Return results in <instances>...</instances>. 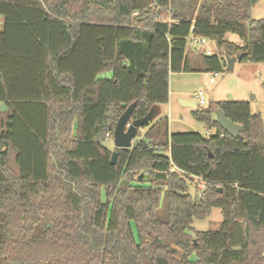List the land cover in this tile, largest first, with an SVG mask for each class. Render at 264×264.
Listing matches in <instances>:
<instances>
[{
  "label": "trees",
  "instance_id": "16d2710c",
  "mask_svg": "<svg viewBox=\"0 0 264 264\" xmlns=\"http://www.w3.org/2000/svg\"><path fill=\"white\" fill-rule=\"evenodd\" d=\"M257 1L0 0V264H264V129L249 102L194 110L208 138L156 116L130 148L104 143L131 104L135 120L167 103L190 35L264 62ZM216 207L220 228L192 227Z\"/></svg>",
  "mask_w": 264,
  "mask_h": 264
},
{
  "label": "rangeland",
  "instance_id": "374dc122",
  "mask_svg": "<svg viewBox=\"0 0 264 264\" xmlns=\"http://www.w3.org/2000/svg\"><path fill=\"white\" fill-rule=\"evenodd\" d=\"M252 19L264 18V0H258L250 11ZM226 39L232 42L239 40L235 34L228 33ZM187 48L196 52L197 58L202 59L203 55H217L220 58L225 56L217 44L207 39L203 45L197 43L192 36L188 38ZM193 61V60H191ZM226 64V60H225ZM194 68V66H190ZM106 75V74H105ZM103 76V75H102ZM170 104L164 107L162 114L157 117H166L170 134L175 132H197L202 137L208 138L214 135L216 129L208 127L205 123L196 120L192 116L194 110L206 109L209 104L217 100H243L249 102L252 113L260 114L263 120L264 129V62L249 63L238 60L232 71L225 70L220 73L199 72L194 68L192 72H172L170 74ZM182 92L181 94L178 93ZM202 91L204 103H196L195 107L183 105L180 99L195 100V92ZM156 117V118H157ZM215 118V115H214ZM142 129L139 133L142 134ZM113 145V138L106 141ZM114 147V145L112 146ZM189 193H197L196 183H190ZM105 199V196L102 197ZM222 214L219 208H213L211 214L200 220H193L192 227L198 231H210L220 228Z\"/></svg>",
  "mask_w": 264,
  "mask_h": 264
},
{
  "label": "water",
  "instance_id": "95a60500",
  "mask_svg": "<svg viewBox=\"0 0 264 264\" xmlns=\"http://www.w3.org/2000/svg\"><path fill=\"white\" fill-rule=\"evenodd\" d=\"M156 5L161 3V0H154ZM241 59V53H238L233 56H225L226 60V70L232 71L234 69L235 63ZM183 105L189 107H195V100H185L180 99ZM134 108V104H131L119 117L114 131H113V145L116 148H130L132 146L134 138L138 135L140 129L146 126L150 121H152L157 115L158 111L155 107L151 108L147 114L141 118L131 120V113ZM215 121L217 124L225 130L231 137H236L242 126L230 121L222 110L217 109L214 112ZM117 159V152L114 151L111 155V163H115ZM143 173L139 175V179L144 178ZM168 246H166L167 248ZM167 250L180 257L182 252L174 247H168Z\"/></svg>",
  "mask_w": 264,
  "mask_h": 264
},
{
  "label": "crops",
  "instance_id": "0c3cea01",
  "mask_svg": "<svg viewBox=\"0 0 264 264\" xmlns=\"http://www.w3.org/2000/svg\"><path fill=\"white\" fill-rule=\"evenodd\" d=\"M3 23H4V17L2 16V15H0V30L2 29V27H3ZM190 37H191V35H190ZM189 38V37H188ZM192 38H194V37H192ZM237 43H239V40H237ZM186 59H187V63H188V66H189V68H190V66H194V68H197V71H199V72H208V71H206L205 69H204V64H203V61H202V59H198L197 58V55H196V52H193L191 49H189V48H187V46H186ZM191 60H193V61H191ZM193 68V69H194ZM193 69L192 68H190V72H192L193 71ZM178 73H180V72H178ZM214 73V72H213ZM171 74V73H170ZM170 74H169V77H168V101H167V103L166 104H160V105H158L157 106V111H158V115L160 114H162V112L165 110L164 109V107L165 106H169V104H170V95H171V89H170V81H169V78H170ZM106 76H110V73H107L106 74ZM178 93L179 94H181L182 92H179L178 91ZM218 101V100H217ZM145 131V128H143V130H142V134H143V132ZM168 133L170 134V132H169V130H168ZM139 134H141V133H139ZM109 139H112V138H110L109 136H107L106 138H105V144L108 146V147H110V148H112V146L113 145H111L110 143L108 144L106 141L108 140L109 141Z\"/></svg>",
  "mask_w": 264,
  "mask_h": 264
},
{
  "label": "built area",
  "instance_id": "2783aa9c",
  "mask_svg": "<svg viewBox=\"0 0 264 264\" xmlns=\"http://www.w3.org/2000/svg\"><path fill=\"white\" fill-rule=\"evenodd\" d=\"M194 40L203 45L204 42L207 40L206 38H203V37H196L194 38ZM206 54L207 55H210V52L209 51H206ZM215 74V73H214ZM195 103H198V104H203L205 99H204V96H203V92L202 91H196L195 92ZM196 180H198L199 182L197 183L196 187H197V194L199 196H201L202 192L204 191V189L206 188V184L202 181V179L200 177H195Z\"/></svg>",
  "mask_w": 264,
  "mask_h": 264
}]
</instances>
